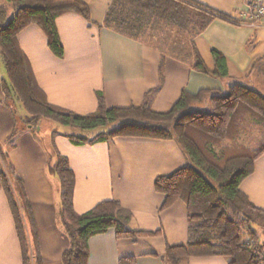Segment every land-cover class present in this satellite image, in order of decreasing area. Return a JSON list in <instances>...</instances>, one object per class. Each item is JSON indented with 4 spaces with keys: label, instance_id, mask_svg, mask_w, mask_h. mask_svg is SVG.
Here are the masks:
<instances>
[{
    "label": "crops",
    "instance_id": "1",
    "mask_svg": "<svg viewBox=\"0 0 264 264\" xmlns=\"http://www.w3.org/2000/svg\"><path fill=\"white\" fill-rule=\"evenodd\" d=\"M82 1L91 23L76 12L63 13L55 20L64 48L62 57L49 50L39 26L31 24L18 33L20 48L46 100L80 114L95 110L97 91L102 92L106 106L126 107L141 104L152 89L151 108L165 112L182 90L223 94L230 84L248 77L254 62L264 60L262 24L252 27L215 17L191 37L208 69L214 67L212 49L225 56L228 76L219 78L192 68V57L182 53L189 51L190 38L177 27L157 24L142 38L132 39L102 25L112 0ZM193 1L240 20L243 0ZM168 45L175 51H168L172 49ZM2 78L0 75V164L23 180L43 264H63L62 252L69 244L58 218V180L48 171L52 142L74 173L72 201L77 213L101 200L115 199L130 212L133 228L158 231L135 238H116L113 229L93 235L88 239V264H118L122 256H132L131 264H164L166 244H183L187 237L184 203L177 199L161 207L164 195L154 188L156 176L185 164L178 143L173 139L121 136L73 144L61 135L52 137L53 128L59 132L57 126L49 124L42 129L43 122L33 132L24 124L27 113L18 110L21 105L4 100ZM203 102L209 103V97L193 105ZM14 129L17 133L10 138ZM239 188L254 206L264 210V152L254 160L252 173L242 179ZM257 238L264 242L259 232ZM0 264H22L14 221L1 186ZM181 264H227V260L223 256H191Z\"/></svg>",
    "mask_w": 264,
    "mask_h": 264
},
{
    "label": "trees",
    "instance_id": "2",
    "mask_svg": "<svg viewBox=\"0 0 264 264\" xmlns=\"http://www.w3.org/2000/svg\"><path fill=\"white\" fill-rule=\"evenodd\" d=\"M66 12L79 13L91 23L88 7L82 0H4L0 3V61L7 75V80L1 79L4 100L17 102L24 108L27 113L24 124L33 132L44 121L81 131L118 122L116 127L92 135L52 129V137L61 135L73 144L121 136L175 140L186 162L170 173L156 176L154 188L164 195L161 207L177 199L184 203L187 237L183 244H166L164 264H181L191 256L210 255L225 257L227 264H264V242L258 241L255 231V227L264 228V210L254 206L239 188L242 179L252 173L254 160L264 152V94L234 82L223 94L208 90L192 94L182 90L165 112L154 111L150 106L155 89L148 91L137 106L108 107L100 91L96 92L95 110L86 114L53 105L33 77L18 43V33L28 25L39 26L49 50L62 57L64 48L55 20ZM215 17L241 22L193 0H112L102 25L132 39L142 38L157 24L177 27L190 38V52L182 53L192 57V68L224 78L228 76L225 56L212 49L214 67L210 70L191 40ZM170 48L168 51H175L173 46ZM257 64L254 62L249 73ZM161 67L160 61V81ZM260 70L264 72V67ZM205 96L209 97L210 111L193 110L192 105ZM16 133L14 129L10 138ZM51 147L48 171L58 180V218L69 241L62 252L63 264H88V239L108 229L114 230L116 238L158 233L133 228L130 212L115 199L101 200L89 210L77 213L72 201L74 173L53 142ZM0 186L14 221L22 264H43L22 178L0 164ZM244 234L247 237L243 238ZM133 261L132 256H122L118 264Z\"/></svg>",
    "mask_w": 264,
    "mask_h": 264
},
{
    "label": "rangeland",
    "instance_id": "3",
    "mask_svg": "<svg viewBox=\"0 0 264 264\" xmlns=\"http://www.w3.org/2000/svg\"><path fill=\"white\" fill-rule=\"evenodd\" d=\"M3 2H4V0H0V3H3ZM10 13H11V11L9 10L8 14H10ZM262 67H264V60L261 63H258L255 70H253L251 73H249L248 77L246 79L242 80V82H240V83H244L247 86L254 88V89H256V90H258L264 94V72L260 70ZM0 75H2L7 80V75H6L5 69H4L1 61H0ZM18 107H19L18 110H21L22 112L25 113V110L23 107H21V106H18ZM192 109L206 112V111H210V105L208 102H205V103L203 102L199 105H195V106L193 105ZM49 124H53V126H57L59 132L67 131L70 133L74 132V133L79 134V135L80 134L81 135H86V134L92 135L96 132H99L100 130L116 127L118 125V122H112V123H109L106 127H99V128L94 129V130H91V131H81L79 129H72L70 127H65V126L59 125V124L52 122V121H50V122L44 121L42 124V129L48 128L47 126H49ZM1 164H2V162H1ZM3 168H4V166H3ZM56 187H57L56 188L57 196L59 198L58 185H56ZM255 231L257 233L259 232L260 236L264 238V228L255 227ZM245 237H247L246 234L243 235V238H245Z\"/></svg>",
    "mask_w": 264,
    "mask_h": 264
},
{
    "label": "built area",
    "instance_id": "4",
    "mask_svg": "<svg viewBox=\"0 0 264 264\" xmlns=\"http://www.w3.org/2000/svg\"><path fill=\"white\" fill-rule=\"evenodd\" d=\"M240 20L252 27L264 25V0H243Z\"/></svg>",
    "mask_w": 264,
    "mask_h": 264
}]
</instances>
